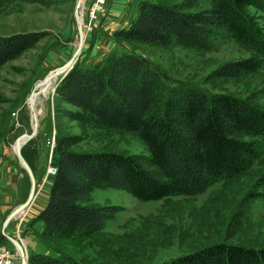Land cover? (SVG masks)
Instances as JSON below:
<instances>
[{
	"label": "rangeland",
	"instance_id": "1",
	"mask_svg": "<svg viewBox=\"0 0 264 264\" xmlns=\"http://www.w3.org/2000/svg\"><path fill=\"white\" fill-rule=\"evenodd\" d=\"M138 1L109 0L104 10L90 19L86 15L90 0H0V35L36 32L40 36L0 65V264H20L14 261L20 258L19 252L9 237L22 245L26 264L36 252L70 256L82 264H161L217 242L264 246V153L247 170L219 180L194 196L140 201L124 189H91L86 202L116 207L98 230L68 236L42 235L37 229L40 223L34 219L46 204V186L56 172L51 168H56L52 161L59 138H67L68 148L74 151H117L133 155L145 168H151L147 149L132 133L97 127L67 114L66 109L80 108L55 95L61 74L52 91L36 103V132L20 150L33 173L36 194L26 212L21 215L20 211L3 228L7 216L25 202L30 192L29 174L14 145L20 136L33 131L31 92L36 85L33 92L37 91L38 82L67 62L77 49L78 7L83 42L75 63L88 66L113 50L134 51L158 64L173 79L211 93L248 99L264 108V68L238 78L211 75L222 63L251 55L248 47L225 30H217L204 50L178 42L159 46L115 36V31L127 26L137 14ZM150 1L183 3L188 11L213 5V0ZM118 3L124 7L125 23L113 28L108 18ZM244 10L264 34V9L246 5ZM5 250L9 253L2 257Z\"/></svg>",
	"mask_w": 264,
	"mask_h": 264
},
{
	"label": "trees",
	"instance_id": "2",
	"mask_svg": "<svg viewBox=\"0 0 264 264\" xmlns=\"http://www.w3.org/2000/svg\"><path fill=\"white\" fill-rule=\"evenodd\" d=\"M246 5L264 9V0H213L211 7L190 11L183 3L139 0L137 14L114 35L204 50L217 30H225L251 55L224 62L211 75L243 77L264 68V34L245 12ZM39 37L36 32L0 35V65ZM55 95L80 108L65 110L73 119L139 138L151 168L117 151H74L67 138H59L52 161L56 172L46 186V204L34 219L42 235L98 230L116 207L86 202L91 189H124L140 201L194 196L247 170L264 153V108L173 79L134 51L113 50L88 66L76 62L59 80ZM29 262L82 264L40 252L32 253ZM161 264H264V246L217 242Z\"/></svg>",
	"mask_w": 264,
	"mask_h": 264
},
{
	"label": "water",
	"instance_id": "3",
	"mask_svg": "<svg viewBox=\"0 0 264 264\" xmlns=\"http://www.w3.org/2000/svg\"><path fill=\"white\" fill-rule=\"evenodd\" d=\"M78 12H79V10H78V8H76L75 9V18L77 20V23H78L79 29H80V37H79V40H78L77 49L73 52V54L71 55V57L69 58V60L67 62H65L62 66H60L58 68H55L54 70H51L43 79H41L38 82V84L45 83L46 80H47V78L48 77H52V75L58 76L59 74H61L62 76H61L60 79H62L67 74V72L73 67V65L75 64V61H76V59H77V57L79 55V49L81 48L82 42H83V40H82V34H81V26H80V23L78 21V16H79L78 15ZM56 86H57V84H56ZM36 88H37V85L35 86V88L33 89V91ZM33 91L31 92V96L32 97H33V93H34ZM31 96H30V98H31ZM30 107L32 109V105L31 104H30ZM36 125H37V122H34V124H33V131L29 135H24L26 137L25 142L35 134V132H36ZM21 137L22 136H20L16 140V143H15V152L17 153L18 158H19L21 164L24 166V168L26 169V171L29 174L30 181H31V187H30L29 195H28L27 199L25 200V202H23L22 204H20L17 208H15L7 216V218L4 221L3 228L6 226L7 222L12 217H14L15 215H17L20 211H22L24 209H27L29 207L30 203L32 202V200L34 198V194H35V179H34L33 173L31 171L30 167L28 166V164L26 163V161L23 159V157L20 154L21 147L25 143V142H23V143L20 142ZM9 238L13 242V244L16 247L17 251L19 252L18 253V256L20 258H18V259L15 258L14 261H16V262H19L20 261V264H26V258H25V254H24L22 245L16 239H14L12 237H9Z\"/></svg>",
	"mask_w": 264,
	"mask_h": 264
},
{
	"label": "bare ground",
	"instance_id": "4",
	"mask_svg": "<svg viewBox=\"0 0 264 264\" xmlns=\"http://www.w3.org/2000/svg\"><path fill=\"white\" fill-rule=\"evenodd\" d=\"M78 10H79V7H78ZM78 21H79L80 26H81L80 14L78 16ZM56 78H57V76H54V75H52V77H48L46 82L39 84L38 90L33 93L32 100L29 101V104L32 105V112L31 113H32V118H33V124H34V122H37V120H38V118H37L38 117L37 116L38 111H36V107H35L36 103L39 101V99L44 98L48 92L52 91ZM25 139H26L25 136L22 137L20 142L21 143L25 142ZM14 149H15V145H14ZM35 194H36V191H35ZM25 210H27V209H24L20 214L22 215L23 213H25L26 212Z\"/></svg>",
	"mask_w": 264,
	"mask_h": 264
},
{
	"label": "built area",
	"instance_id": "5",
	"mask_svg": "<svg viewBox=\"0 0 264 264\" xmlns=\"http://www.w3.org/2000/svg\"><path fill=\"white\" fill-rule=\"evenodd\" d=\"M108 1L109 0H90V3L86 8V15H88L90 19L95 18L99 12H102L104 10V7L106 6ZM55 171L56 168H51L52 173H54ZM7 253L9 252H6V250L3 251V253H1L2 257H5ZM7 257H9V254L7 255Z\"/></svg>",
	"mask_w": 264,
	"mask_h": 264
},
{
	"label": "crops",
	"instance_id": "6",
	"mask_svg": "<svg viewBox=\"0 0 264 264\" xmlns=\"http://www.w3.org/2000/svg\"><path fill=\"white\" fill-rule=\"evenodd\" d=\"M119 10H121V12H120L121 17L119 16ZM124 11H125L124 7L121 3L114 4V6L111 8L110 13H109L110 18H108L110 21L111 27L114 28V26H116L118 24L125 23V22H123V17H122V13L124 15Z\"/></svg>",
	"mask_w": 264,
	"mask_h": 264
}]
</instances>
